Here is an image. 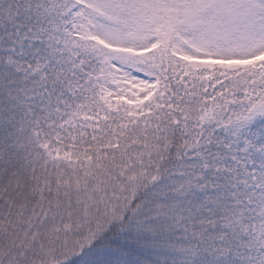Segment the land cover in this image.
<instances>
[{
    "label": "snow or ice",
    "instance_id": "6c2138e0",
    "mask_svg": "<svg viewBox=\"0 0 264 264\" xmlns=\"http://www.w3.org/2000/svg\"><path fill=\"white\" fill-rule=\"evenodd\" d=\"M0 264H264V0H0Z\"/></svg>",
    "mask_w": 264,
    "mask_h": 264
}]
</instances>
